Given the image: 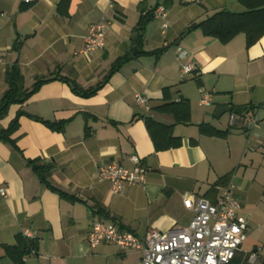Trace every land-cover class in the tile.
Masks as SVG:
<instances>
[{
	"label": "crops",
	"instance_id": "crops-1",
	"mask_svg": "<svg viewBox=\"0 0 264 264\" xmlns=\"http://www.w3.org/2000/svg\"><path fill=\"white\" fill-rule=\"evenodd\" d=\"M158 7L166 10L168 26L162 19L147 23L148 55L124 64L95 95L75 94L67 81L83 90L102 83L114 62L130 53L140 18ZM222 10L245 8L239 0H0V100L13 65L28 91L46 81L23 105L9 108L0 131L19 111L65 123L56 132L22 116L14 145L0 141V191L6 192L0 196V264H12L3 246L26 231L39 239V249L24 264H140L137 251L89 248L91 222L99 219L142 240L152 231L186 228L194 216L186 200L213 203L230 185L237 216L247 220L238 253L248 257L244 264L264 263V37L250 47L242 34L227 44L206 38L196 25ZM98 23L105 25V46L85 55L88 31ZM184 64L195 70L182 79ZM205 94L209 106L200 103ZM137 96L148 106H138ZM179 100L190 107L187 125L155 110ZM220 107L230 108L225 120L214 116ZM238 108L257 124L244 127L237 114L230 124ZM145 118L172 127L181 147L156 151ZM203 127L225 135L208 136ZM133 155L146 169L144 182L113 195L98 180V169L112 162L129 167ZM30 160L52 165L46 184ZM244 244L250 253L242 251Z\"/></svg>",
	"mask_w": 264,
	"mask_h": 264
},
{
	"label": "built area",
	"instance_id": "built-area-1",
	"mask_svg": "<svg viewBox=\"0 0 264 264\" xmlns=\"http://www.w3.org/2000/svg\"><path fill=\"white\" fill-rule=\"evenodd\" d=\"M36 1L38 0H24V3ZM152 14L154 19L164 21L163 28L166 29V10L158 7ZM104 46L105 25L98 23L90 27L82 53L90 55ZM179 58L185 61L187 53L181 52ZM194 70L192 65L184 64L180 70L182 79L191 75ZM136 102L140 107L148 106V101L142 96H137ZM200 103L209 106L210 95H203ZM237 118L236 114L231 113L230 124H234ZM239 119L247 128L254 127L258 120L244 115ZM128 162L129 167L112 162L98 169V180L107 182L113 195H119L144 182L146 169L141 159L133 155ZM235 189L230 185L213 203L199 200L194 206L192 201L186 200L185 207L194 212L193 219L186 228L152 231L142 240L131 231L120 230L113 224L94 219L88 234V246L94 249L101 244H111L122 250L137 251L140 264H229L240 251L247 231V220L237 216L240 205L233 196ZM0 196L6 198V192L0 191ZM23 235L33 238L28 231Z\"/></svg>",
	"mask_w": 264,
	"mask_h": 264
},
{
	"label": "trees",
	"instance_id": "trees-1",
	"mask_svg": "<svg viewBox=\"0 0 264 264\" xmlns=\"http://www.w3.org/2000/svg\"><path fill=\"white\" fill-rule=\"evenodd\" d=\"M245 10L241 13H232L226 10L215 12L209 18L196 25L206 38L217 39L222 44H227L238 35H245L247 46H252L264 37V0H239ZM153 12L140 18L135 29V35L132 40V49L127 55L118 58L112 65L111 70L105 77V80L95 88L88 90L81 89L73 81H67L71 90L84 98L91 97L101 88V86L124 64L134 58L148 55L143 51V32L147 23L153 19ZM190 30V29H188ZM154 55L159 52L152 53ZM4 81L7 90L0 100V120L3 119L13 105H23L29 97L46 81L39 80L33 88L28 91L24 89V80L17 65L6 69ZM166 90V89H165ZM160 113L170 114L174 117L176 124L187 125L190 122V107L185 101L179 100L177 103H167L155 109ZM25 116L33 121L43 124L52 131L62 132L65 126L64 122L50 123L39 118L32 117L25 112L19 111L9 126L0 131V141L14 145L11 139L12 135L18 129V120ZM145 125L148 134L153 142L156 151H167L181 147V139L175 137L172 127L164 126L145 118ZM201 131L208 136L222 137L225 132H220L208 127H203ZM27 165L38 176L43 183H47V178L51 173L52 165L41 162V160L27 161ZM64 195H61V197ZM5 256L12 264H24L26 258L36 255L39 249V239L28 238L20 233L15 236V244L12 246H3ZM248 257L237 253L229 264H244ZM264 264V263H262Z\"/></svg>",
	"mask_w": 264,
	"mask_h": 264
},
{
	"label": "water",
	"instance_id": "water-1",
	"mask_svg": "<svg viewBox=\"0 0 264 264\" xmlns=\"http://www.w3.org/2000/svg\"><path fill=\"white\" fill-rule=\"evenodd\" d=\"M230 111V108L228 107H220L216 110L215 112V118L216 119H219L222 115H224L225 113H228ZM246 111V109H241V108H238V109H234L233 112L237 115H241L243 114L244 112Z\"/></svg>",
	"mask_w": 264,
	"mask_h": 264
},
{
	"label": "rangeland",
	"instance_id": "rangeland-1",
	"mask_svg": "<svg viewBox=\"0 0 264 264\" xmlns=\"http://www.w3.org/2000/svg\"><path fill=\"white\" fill-rule=\"evenodd\" d=\"M227 114L223 115L222 119L225 120L227 118ZM242 251L244 253H250L252 251V249L249 248V246L247 244H244V246L242 247Z\"/></svg>",
	"mask_w": 264,
	"mask_h": 264
}]
</instances>
